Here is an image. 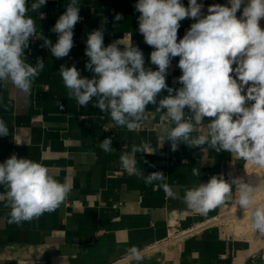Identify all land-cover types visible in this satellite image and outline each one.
<instances>
[{"label":"crops","instance_id":"obj_1","mask_svg":"<svg viewBox=\"0 0 264 264\" xmlns=\"http://www.w3.org/2000/svg\"><path fill=\"white\" fill-rule=\"evenodd\" d=\"M31 2L28 0L29 7ZM197 2L203 4L205 15L209 5L228 4V0ZM68 3L47 0L39 11L29 13L37 37L29 42L25 57L32 65L43 60L44 69L28 96L0 84V119L9 128V135L0 137V163L16 154L43 163L61 182L72 173L73 189L56 210L20 224L9 222L10 209L0 202V264H137L129 255L133 246L144 256L140 264H264V237L240 238L225 224L216 223L234 202V187L233 196L206 215L191 211L183 200L185 188L206 183L212 175L223 174L230 180L245 161L225 151L184 144L176 152L170 142L158 147L167 122L159 119V113L152 117L153 105L148 106V119L137 130L117 126L106 130L112 123L109 114L94 107L95 100L79 106L64 87L61 64L75 65L82 76L92 78L93 73L85 69L89 59L86 40L99 28L104 29L105 46L131 42L142 50L145 67L156 70L150 63L153 48L138 31L137 0H79L81 19L74 28V46L67 57L56 59L44 46V39L55 44L58 34L51 29ZM182 3L187 7L188 0ZM117 14L121 19L116 20ZM194 22L190 18L180 22L178 41ZM178 61L179 57L173 58L168 69L169 87H181ZM166 95L162 92L157 102ZM208 122L206 118L205 125ZM108 137L112 138L111 153L99 147ZM142 141L151 142L157 151L153 155L137 153L136 167L145 176L162 171L174 197L158 187L163 182L147 185L121 167V153L130 152ZM193 167L200 169L199 177L192 175ZM174 229L185 236L170 240Z\"/></svg>","mask_w":264,"mask_h":264},{"label":"clouds","instance_id":"obj_2","mask_svg":"<svg viewBox=\"0 0 264 264\" xmlns=\"http://www.w3.org/2000/svg\"><path fill=\"white\" fill-rule=\"evenodd\" d=\"M47 0H0V84L10 85L19 94L28 96L33 83L44 69V61L35 65L25 57L30 38L37 28L30 12L39 11ZM51 31L58 34L55 44L44 39L51 55L62 59L74 46V28L80 21L79 0H69ZM197 0H137L135 10L138 31L144 42L153 48L150 63L145 67L139 47L118 41L104 45V29L88 34L85 69L93 73L84 77L75 65H60V77L69 97L79 106L93 104L108 113L113 127L137 130L148 119V106H155L152 117L166 121L158 139V147L170 142L176 152L179 145L228 152L232 157L264 169V0H228L227 5L212 4L203 14ZM242 10V11H241ZM241 12L239 17L237 13ZM116 20L121 19L120 14ZM193 19L189 30L178 41V29L184 19ZM41 38L42 35H41ZM123 46V47H121ZM179 57L182 72L179 88L169 87L167 73L173 58ZM167 92L164 98L157 97ZM208 123L205 125V120ZM9 135V128L0 119V137ZM105 153L113 151L112 138L101 141ZM157 148L151 142L133 145L120 155L119 163L129 175L142 178L147 185L160 181L166 196L174 197L173 189L164 182L162 171L145 176L137 167L136 154L153 155ZM147 163V161H144ZM69 173L63 182L41 162L18 158L12 154L0 163V202L10 209L9 222L20 224L56 210L73 189ZM199 177L200 169L193 167ZM236 206L250 214L251 228L264 237V203L255 193L259 185L223 174L212 175L204 183L185 188L184 203L191 211L206 215L224 205L233 196ZM129 255L137 264L143 261L141 251L133 246Z\"/></svg>","mask_w":264,"mask_h":264},{"label":"rangeland","instance_id":"obj_3","mask_svg":"<svg viewBox=\"0 0 264 264\" xmlns=\"http://www.w3.org/2000/svg\"><path fill=\"white\" fill-rule=\"evenodd\" d=\"M233 177L242 178L245 182L259 185V191L256 192L255 195L258 202L264 203V169L254 165H251L250 168H248L247 162H245L240 169L235 170L232 173L231 178ZM233 187L235 192L234 202L216 223L220 222L225 224L226 227L232 230L237 237L249 238L256 233L251 228L250 214L245 213L239 206H236V197L238 193H236L235 186Z\"/></svg>","mask_w":264,"mask_h":264},{"label":"built area","instance_id":"obj_4","mask_svg":"<svg viewBox=\"0 0 264 264\" xmlns=\"http://www.w3.org/2000/svg\"><path fill=\"white\" fill-rule=\"evenodd\" d=\"M41 17H42V18L46 17V13H42V14H41ZM260 26H261L262 28H264V19H262V20L260 21ZM36 37H37V36H36ZM36 37H35V38H30V41L36 39ZM81 75H82V74H81ZM184 236H185L184 232H182V231H180V230H177V229H174V230L172 231L171 235H170V240L178 241V240H181Z\"/></svg>","mask_w":264,"mask_h":264},{"label":"bare ground","instance_id":"obj_5","mask_svg":"<svg viewBox=\"0 0 264 264\" xmlns=\"http://www.w3.org/2000/svg\"><path fill=\"white\" fill-rule=\"evenodd\" d=\"M252 164H250V163H247V166H248V168H250V166H251Z\"/></svg>","mask_w":264,"mask_h":264}]
</instances>
